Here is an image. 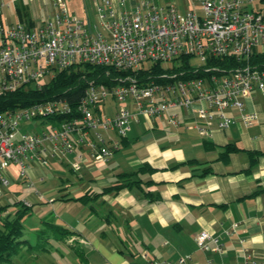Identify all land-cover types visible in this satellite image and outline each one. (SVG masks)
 <instances>
[{
  "label": "built area",
  "instance_id": "1",
  "mask_svg": "<svg viewBox=\"0 0 264 264\" xmlns=\"http://www.w3.org/2000/svg\"><path fill=\"white\" fill-rule=\"evenodd\" d=\"M187 1L191 9L181 14L156 0H136L131 8L127 0H99L95 23L89 25L71 15L64 0H51L55 10L32 27L5 25L2 17L8 5L0 3V95L31 84L40 89L57 72L77 65L127 72L153 63L172 67L179 57L198 60L190 63L195 77L188 79L163 74L162 83L140 86L126 75L113 80L114 86L90 83L75 108L51 100L0 113V196L10 185L11 165L24 177L31 165H46V154L60 158L80 149L94 161H108L140 116L163 118L176 126L180 110L201 136L232 125L230 110L238 112L245 126L254 122L256 116L245 111V99L253 91L264 95V0ZM230 58L240 65L210 63ZM108 99L123 106L113 115H102ZM36 121L51 124L40 133L22 131V124ZM78 158L84 161L80 154ZM80 165L73 163L71 169L79 171ZM236 229L233 224L226 234L232 236ZM194 241L201 252L223 254L218 238L206 231ZM239 243H244L242 238ZM143 259L146 264H188L190 257L173 263L146 254ZM244 264H254V258L245 254Z\"/></svg>",
  "mask_w": 264,
  "mask_h": 264
},
{
  "label": "crops",
  "instance_id": "2",
  "mask_svg": "<svg viewBox=\"0 0 264 264\" xmlns=\"http://www.w3.org/2000/svg\"><path fill=\"white\" fill-rule=\"evenodd\" d=\"M98 1L64 0L69 13L84 21L88 15L95 18ZM135 1L127 0V7ZM0 3L8 5L2 17L5 25L32 27L55 10L51 0ZM245 111L256 116L250 126L242 123L236 110H230L227 115L234 123L225 130L212 128L206 136L199 135L192 119L180 110L176 126L163 118L140 116L106 162L94 161L84 149L60 158L46 154L51 169L31 165L27 174L19 177L20 188L27 192L24 200L17 202L37 218L41 227L36 231L48 222L74 232L69 240L74 242L65 244L76 254L82 252L85 264H90V254L84 246L92 247L102 264L131 263L134 255L121 249L128 239L147 250L154 261L162 255L163 247L170 246L172 260L163 262H176V252L182 249L183 257H190L188 264H206L207 260L244 264L245 254L260 264L264 259V95L251 92L245 99ZM229 145L239 151L222 157L223 148ZM79 154L84 161H79ZM188 161L194 162L184 164ZM77 162L80 170L73 171L71 164ZM144 165L152 170L143 169L132 177L139 183L95 200L78 201L85 194H99L113 186L121 174L136 172ZM62 169L70 173L62 177ZM48 181L35 195L28 192L31 185ZM11 183L18 181L11 176ZM233 224L236 233L229 236L226 232ZM201 231L218 238L224 248L222 255L197 250L194 238ZM239 238L244 243L240 244ZM198 254L203 260L197 261Z\"/></svg>",
  "mask_w": 264,
  "mask_h": 264
},
{
  "label": "trees",
  "instance_id": "3",
  "mask_svg": "<svg viewBox=\"0 0 264 264\" xmlns=\"http://www.w3.org/2000/svg\"><path fill=\"white\" fill-rule=\"evenodd\" d=\"M261 61L264 62V58H262ZM210 63L219 67L228 68L240 65V63L232 58L216 60ZM163 74H176V76L181 79L195 77V73L190 66L188 57L177 58L172 67L165 66L161 63H153L145 65L138 70H130L127 72H118L108 69L107 67L77 65L57 72L54 78L48 84L43 85L40 89H25L22 87L11 93L1 94L0 113L10 112L34 103L51 100H64L72 108H75L84 96V92L90 83L114 86L115 84L113 80L130 75L132 78L136 79L140 86H142L152 82L162 83L163 80L161 79V76ZM237 151L239 150L235 146L229 145L223 148L221 155L222 157H225L228 154ZM252 155L253 153L249 154L250 157ZM251 161H254L252 160V157ZM193 162L194 161H188L184 164H191ZM143 169H147V171L152 170L144 165L136 172L121 174L119 180H117L113 186L104 189L99 194H85L79 198L78 201L88 202L95 200L101 195L118 192L124 188L137 184L140 182L139 180L132 181L131 179L139 172H142ZM15 205L19 206V209L14 213V217L9 219L10 216L5 215L0 221V262L4 259L10 261L18 254L22 244L27 243L26 240H21V236L23 235L22 220L28 215L29 209L22 205L21 202H16ZM5 211L6 207H0V216ZM72 236H74V232L61 226L45 222L43 228L36 231L37 244L35 247H37L38 250L46 251L50 242L59 241L65 243L68 242ZM73 242L74 241H71V243ZM77 253L81 258V261L84 262L85 258L83 253L79 251H77Z\"/></svg>",
  "mask_w": 264,
  "mask_h": 264
},
{
  "label": "rangeland",
  "instance_id": "4",
  "mask_svg": "<svg viewBox=\"0 0 264 264\" xmlns=\"http://www.w3.org/2000/svg\"><path fill=\"white\" fill-rule=\"evenodd\" d=\"M27 1V0H25ZM158 2V5L160 6H174L177 11L181 14L185 13L188 9H191V4L188 3L187 0H156ZM81 18V16H80ZM89 25H93L95 23V18L93 16L88 15L86 17ZM86 21V22H87ZM191 64H197V59H191ZM148 65V64H146ZM176 65V64H175ZM170 66V65H165ZM48 80H42L40 83H46ZM36 84H31L26 86L25 89H35ZM123 106V104L114 102L111 99H108L104 103V107H108L106 110L104 108V112L102 115L106 114L109 116L110 114L113 115V113L118 110L119 107ZM51 123L48 121H45L44 126L41 125L40 121H36L33 123H30L28 125L21 126L22 131H31V132H37L40 133L42 128H47ZM43 126V127H42ZM46 171L50 170L49 164L46 163V165L43 167ZM61 168H65V165H62ZM19 168L17 166H10L8 168V172L12 176V178H15L18 183H11L12 186H9L5 190V194L0 196V206H6V213H2L0 216V221L3 219V216L5 214H10L9 219L13 218L14 212L19 208V206L15 205V202L24 200V194L27 191H24L22 188H20L19 184L22 181L21 176H19ZM56 173V172H55ZM68 170L62 169V177L63 174H68ZM65 175V176H66ZM49 184L48 182H45L43 184H37L36 183L31 187H28V192L36 194V192H39V189L47 187ZM23 224V235L21 236V240H26L27 243L22 244L18 254L13 257L10 261H6L5 259L0 262V264H85L83 261H81V258L70 248L67 246V244L63 242H50V245L47 247L46 251L38 250L35 245L37 244L36 234L35 231L39 229L41 226H39L37 218L33 215L26 216L22 220ZM100 236V235H99ZM106 243V242H104ZM84 251L87 252L90 255H87L89 258L90 264H102L100 256H98L92 249V247L84 246ZM93 251H91V250ZM124 252L132 253L134 255L132 262L129 264H146V260L143 259V254H146L149 259L152 258L150 253L145 250L141 245H139L136 241L133 239H128V241L123 245L121 248ZM172 247H163L159 252H162V255H156L158 258V261H169L172 260V258L169 257L170 253L169 251H172ZM176 251H178V248H175ZM181 250L176 252L177 256L173 260L177 261L180 256L183 257L184 253H181ZM198 250V249H197ZM199 251V250H198ZM154 252V249L152 250ZM200 252V251H199ZM209 252V251H208ZM86 253V254H87ZM197 261L203 260V256L201 254H198L196 256Z\"/></svg>",
  "mask_w": 264,
  "mask_h": 264
}]
</instances>
